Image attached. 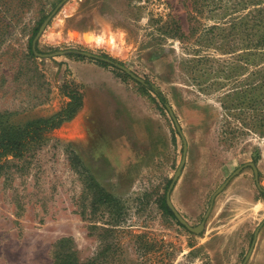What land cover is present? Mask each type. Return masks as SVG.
<instances>
[{"label": "rangeland", "instance_id": "1", "mask_svg": "<svg viewBox=\"0 0 264 264\" xmlns=\"http://www.w3.org/2000/svg\"><path fill=\"white\" fill-rule=\"evenodd\" d=\"M54 119L0 264H264V0H0V126Z\"/></svg>", "mask_w": 264, "mask_h": 264}, {"label": "trees", "instance_id": "2", "mask_svg": "<svg viewBox=\"0 0 264 264\" xmlns=\"http://www.w3.org/2000/svg\"><path fill=\"white\" fill-rule=\"evenodd\" d=\"M100 62V61H99ZM70 99H76L74 95ZM78 107V105H77ZM60 113L55 118H59ZM60 121H32L23 126H0V174L6 168L8 158L21 159L43 142V134L56 129Z\"/></svg>", "mask_w": 264, "mask_h": 264}, {"label": "bare ground", "instance_id": "3", "mask_svg": "<svg viewBox=\"0 0 264 264\" xmlns=\"http://www.w3.org/2000/svg\"><path fill=\"white\" fill-rule=\"evenodd\" d=\"M87 38L88 43L91 44L93 47L104 49L105 51L114 56L122 55L123 46L115 40H102L99 37H94L93 35Z\"/></svg>", "mask_w": 264, "mask_h": 264}, {"label": "water", "instance_id": "4", "mask_svg": "<svg viewBox=\"0 0 264 264\" xmlns=\"http://www.w3.org/2000/svg\"><path fill=\"white\" fill-rule=\"evenodd\" d=\"M49 18L42 24V26L40 27L39 29V32H38V36L44 31L46 25H47V22H48ZM60 54H63L62 52ZM85 55L87 57H90V58H98L97 56L95 55H92L90 53H85ZM126 74H128L129 76H131L132 78L134 79H137L139 80L136 76H134L129 70H127L126 68L124 67H120ZM172 208V207H171ZM177 218L179 219V221L184 225L186 226V228L192 232H195V233H199L202 231L203 227L202 226H199L197 228H191L189 227L176 213H174ZM252 251H253V247L250 249V251L248 252L247 256H246V259H245V264L246 262L248 261V259L250 258L251 254H252Z\"/></svg>", "mask_w": 264, "mask_h": 264}]
</instances>
